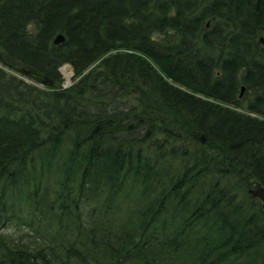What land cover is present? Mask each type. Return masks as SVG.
Returning a JSON list of instances; mask_svg holds the SVG:
<instances>
[{
  "label": "trees",
  "instance_id": "obj_1",
  "mask_svg": "<svg viewBox=\"0 0 264 264\" xmlns=\"http://www.w3.org/2000/svg\"><path fill=\"white\" fill-rule=\"evenodd\" d=\"M260 32L264 0H0V264H264Z\"/></svg>",
  "mask_w": 264,
  "mask_h": 264
},
{
  "label": "water",
  "instance_id": "obj_2",
  "mask_svg": "<svg viewBox=\"0 0 264 264\" xmlns=\"http://www.w3.org/2000/svg\"><path fill=\"white\" fill-rule=\"evenodd\" d=\"M63 40H64L63 34L60 32L57 33L54 38V42L58 43ZM257 41L264 44V34L263 33L260 32L258 34ZM21 72L26 76L39 80L41 83H50L53 81L51 77H49L44 72H42L41 70L35 67H29V66L22 67ZM243 88L244 87L242 86L241 90H243ZM200 139L204 141L206 138L203 134H201ZM248 191L253 197L258 198L261 201V208H262V211L264 212V186L261 185L260 183H257L253 188H249Z\"/></svg>",
  "mask_w": 264,
  "mask_h": 264
},
{
  "label": "rangeland",
  "instance_id": "obj_3",
  "mask_svg": "<svg viewBox=\"0 0 264 264\" xmlns=\"http://www.w3.org/2000/svg\"><path fill=\"white\" fill-rule=\"evenodd\" d=\"M4 68L9 71V72H13L15 74H17L18 76H21V77H25L23 76L24 74L21 73L20 71H16L12 68H8L6 66H4ZM59 70L62 74V81H61V85L62 87H67L69 86L70 84H72L76 79H77V76L75 75L71 65L69 63H63L60 67H59ZM31 80V79H30ZM32 81V80H31ZM37 83V82H36ZM40 86H43L44 87V83H41L39 82L38 83ZM197 95L199 96H202V97H205L207 99H211V97H206L204 96L202 93H199V92H196ZM260 116V115H259ZM263 117V116H262ZM202 141V140H201ZM205 141V140H204ZM203 142V141H202ZM260 201V200H259ZM261 203V201H260ZM10 216L12 217H9L6 221H10V224H8L9 227V231L10 232H15V231H19L21 229V227H25L24 224H26V219L24 217H15V214L14 213H11ZM5 217V216H4Z\"/></svg>",
  "mask_w": 264,
  "mask_h": 264
},
{
  "label": "bare ground",
  "instance_id": "obj_4",
  "mask_svg": "<svg viewBox=\"0 0 264 264\" xmlns=\"http://www.w3.org/2000/svg\"><path fill=\"white\" fill-rule=\"evenodd\" d=\"M257 43L262 44V43H260V42H258V41H257ZM262 45H264V44H262Z\"/></svg>",
  "mask_w": 264,
  "mask_h": 264
}]
</instances>
